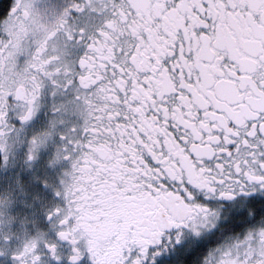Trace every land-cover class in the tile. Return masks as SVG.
<instances>
[{
  "label": "snow or ice",
  "instance_id": "1",
  "mask_svg": "<svg viewBox=\"0 0 264 264\" xmlns=\"http://www.w3.org/2000/svg\"><path fill=\"white\" fill-rule=\"evenodd\" d=\"M0 264H264V0H0Z\"/></svg>",
  "mask_w": 264,
  "mask_h": 264
}]
</instances>
